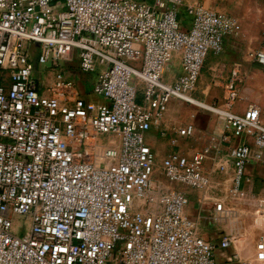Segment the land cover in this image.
I'll use <instances>...</instances> for the list:
<instances>
[{"label": "built area", "instance_id": "2783aa9c", "mask_svg": "<svg viewBox=\"0 0 264 264\" xmlns=\"http://www.w3.org/2000/svg\"><path fill=\"white\" fill-rule=\"evenodd\" d=\"M185 1L66 0L59 8L55 0H0V264H226L217 250L228 249L230 238L212 244L200 236L186 216V195L154 180L156 156L146 143L169 102L196 90L208 55L222 53L226 37L242 29L236 18L202 5L186 8L192 22L185 29ZM176 55L183 73L169 84L164 75ZM76 57L80 72L99 70L93 95L106 102L83 98L65 70L45 84L42 66ZM249 57L264 66V50ZM238 80L236 70L218 114L226 130L253 138L257 150L232 149L235 193L251 182V159L264 155L259 109L229 110ZM177 132L192 136L195 127ZM206 157L172 152L162 161L163 177L207 190ZM256 250L264 264V241Z\"/></svg>", "mask_w": 264, "mask_h": 264}, {"label": "crops", "instance_id": "0c3cea01", "mask_svg": "<svg viewBox=\"0 0 264 264\" xmlns=\"http://www.w3.org/2000/svg\"><path fill=\"white\" fill-rule=\"evenodd\" d=\"M195 5L234 17L242 27L238 34L226 37L222 53L208 55L198 85L200 81H213L212 86L222 93L221 109H224L225 87L237 70L238 99L229 110L236 115H243L249 108L257 107L264 125V66L249 57L251 52L264 50V0H186L180 10V19L185 29H189L192 22V19L185 20L186 8ZM173 63L179 65L176 78L170 76L173 72L169 74V67ZM182 73L181 60L176 55L165 72L164 81L173 84ZM66 77L75 81L79 73L73 75L67 71ZM77 84L82 97L92 100L93 97L86 93L81 84ZM174 100L177 98H173L169 105L179 113L181 106ZM169 105L162 120L146 133V143L156 156L154 180L163 188L175 189L186 195V216L197 225L200 236L207 242L219 244L224 238H230L231 246L228 249L217 250L218 257L226 264H262L257 261L256 245L260 240L264 241V155L262 160L251 159L246 167V176L251 182H244L239 192L235 193L230 153L241 144L249 145L255 152L257 148L253 138L246 135L236 138L231 130L224 128L220 117L211 119L209 116L208 139L201 141L199 124L187 120L174 125L171 121L173 111ZM188 125H194V134L180 136L177 130ZM174 139L177 140L176 144L173 143ZM172 152L187 157L205 152L207 157L204 171L211 181V187L207 190H194L180 184H169L163 177L161 164ZM220 202L223 203L221 211L216 207V203ZM232 257L239 262L232 261Z\"/></svg>", "mask_w": 264, "mask_h": 264}, {"label": "rangeland", "instance_id": "374dc122", "mask_svg": "<svg viewBox=\"0 0 264 264\" xmlns=\"http://www.w3.org/2000/svg\"><path fill=\"white\" fill-rule=\"evenodd\" d=\"M66 0H58L56 2V6H65ZM60 8V7H59ZM185 20L191 19V17L188 14H185ZM185 26V24H184ZM79 60L78 58H74L73 62H65V61H60L59 63V68H56L53 66L52 63H49L47 65L42 66L39 69V72H42V79L45 82L47 86L51 85L55 75L58 70H65L66 72L70 71L73 73V75L79 73V77L77 78L76 83H80L82 88L86 91L87 94H90L93 98L92 100L94 101H105L103 97H97L93 95V85L94 82L97 79V74L99 72H93V73H82L78 70V64ZM65 72V73H66ZM170 72H173V75L170 74ZM169 74L171 77L176 78L179 74V65L176 63H173L169 67ZM213 81H200L198 85V89L190 95L195 101L198 103L204 105V106H199L195 105L189 102H184L183 100H174L175 102H178L179 105L181 106L180 109L181 111L178 113L176 109H173L170 105L169 108L173 111V118L171 121L174 123L179 122H185L187 120H194L197 122L200 126L201 134L200 138L201 141H205V139H208V117L210 116L211 119L213 118H219L218 110H221V99H222V93L218 90H216L213 86ZM138 100L141 104H144V92L142 87H139V92H138ZM168 109V107H167ZM102 143L107 145L108 144V138L103 137ZM117 140V138H116ZM100 156L102 157V154L100 152ZM22 219H19L17 222V228H16V233L17 234H22L23 230L19 228L20 225H22Z\"/></svg>", "mask_w": 264, "mask_h": 264}, {"label": "bare ground", "instance_id": "6f19581e", "mask_svg": "<svg viewBox=\"0 0 264 264\" xmlns=\"http://www.w3.org/2000/svg\"><path fill=\"white\" fill-rule=\"evenodd\" d=\"M185 100L192 103V104H195V105L204 106V105L198 103L197 101H195V99H193L192 97H186ZM100 158H102V157L100 156Z\"/></svg>", "mask_w": 264, "mask_h": 264}, {"label": "trees", "instance_id": "16d2710c", "mask_svg": "<svg viewBox=\"0 0 264 264\" xmlns=\"http://www.w3.org/2000/svg\"><path fill=\"white\" fill-rule=\"evenodd\" d=\"M57 1H58V0H55V4H56ZM56 5H57V4H56ZM59 7H60V8H64L65 6H63V7H62V6H59Z\"/></svg>", "mask_w": 264, "mask_h": 264}]
</instances>
